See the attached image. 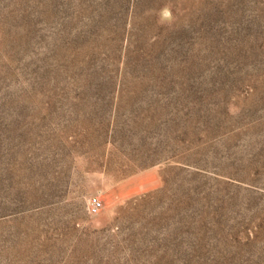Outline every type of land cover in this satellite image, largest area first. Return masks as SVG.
<instances>
[{
	"label": "rangeland",
	"instance_id": "rangeland-1",
	"mask_svg": "<svg viewBox=\"0 0 264 264\" xmlns=\"http://www.w3.org/2000/svg\"><path fill=\"white\" fill-rule=\"evenodd\" d=\"M0 264H264V0H0Z\"/></svg>",
	"mask_w": 264,
	"mask_h": 264
},
{
	"label": "built area",
	"instance_id": "built-area-1",
	"mask_svg": "<svg viewBox=\"0 0 264 264\" xmlns=\"http://www.w3.org/2000/svg\"><path fill=\"white\" fill-rule=\"evenodd\" d=\"M101 208H102V201L97 198L93 199L90 206L91 213H97Z\"/></svg>",
	"mask_w": 264,
	"mask_h": 264
}]
</instances>
